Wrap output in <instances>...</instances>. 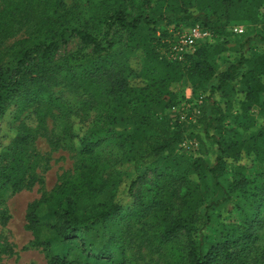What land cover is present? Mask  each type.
Returning <instances> with one entry per match:
<instances>
[{"label":"rangeland","instance_id":"obj_1","mask_svg":"<svg viewBox=\"0 0 264 264\" xmlns=\"http://www.w3.org/2000/svg\"><path fill=\"white\" fill-rule=\"evenodd\" d=\"M218 5L217 0H0V84L11 79L13 43L23 38L37 43L49 29L63 31L50 62L34 54L18 87L0 90V264H50L51 255L73 264H186L189 246L204 255L251 224L256 238L238 243L233 263L220 264H264V102L243 104L237 82L216 88V75L229 64L264 49V0L235 1L224 18H218ZM116 7L141 15L136 39L128 41L116 25L106 31L102 15ZM205 20L220 31L207 43L213 75L204 78L208 64L198 61L178 67L164 88L145 90V70L155 77L172 74L163 64L146 63L152 31L175 24L189 29ZM235 26L244 31L234 32ZM74 28L110 42V54L96 62L67 61L66 55L82 49L70 33ZM120 87L122 95L132 91L125 96L131 99L129 111L120 97L115 100ZM146 123L178 128L183 135L153 164H134ZM89 131L101 143L92 157L81 156L79 138ZM221 141L232 154L215 178L210 169ZM59 185L80 197L74 205L78 217L113 202L120 209L78 225L73 237L62 239L51 228ZM29 206L39 218L34 232L25 221ZM173 216L184 226L164 241L160 236Z\"/></svg>","mask_w":264,"mask_h":264},{"label":"trees","instance_id":"obj_2","mask_svg":"<svg viewBox=\"0 0 264 264\" xmlns=\"http://www.w3.org/2000/svg\"><path fill=\"white\" fill-rule=\"evenodd\" d=\"M219 1V2H218ZM241 2L242 0H217V4L221 14L218 18H224L226 13L229 12L230 7L234 2ZM253 2V1H252ZM216 14V13H215ZM104 26L106 31L111 26L116 25L121 30L125 31L128 36V41L136 39V33L138 32L139 22L142 20L141 15L129 16L121 7H116L112 10L108 9L102 15ZM212 22L202 21L199 24L204 28L208 29L215 37L219 36L220 31H217L213 27ZM167 24V23H166ZM179 24L173 25V27H179ZM167 27L161 31L154 30L146 41V48L148 49L149 56L146 59V63L152 67L163 64L170 73L169 76L155 77L151 76L145 70L149 80L147 81L144 89L166 86L167 81L170 82L174 75L177 74L178 67H184L191 64H196L198 61L206 64V52L210 48V44L199 45L193 54L187 55L185 60L182 62H168L164 60L159 52L158 46L160 38L167 34ZM49 35L46 39L38 41L37 43L26 44L24 43L25 38L17 40L13 43L11 48L15 49L14 56V67L11 72V79L8 83L0 84V90L4 92L8 91L14 86L20 84L23 76H25L29 70V61L34 54H37V58L42 63L50 62L52 55L57 51L59 44L62 40V32L57 34L56 30L49 29ZM158 32V33H157ZM70 33L76 36L82 45V49L77 52L69 53L66 55L67 61H92L96 62L110 54L111 43L108 41L102 42L101 39L97 38L94 34L90 33L85 29L74 28L70 30ZM139 40V39H138ZM87 49L86 51H83ZM208 64V63H207ZM208 72V78L213 75L212 67L208 64L205 65ZM153 75V72H150ZM217 85L216 88L220 89L234 82L239 83L243 88V104L247 106L251 104H259L264 102V49L256 50L250 55L240 56L235 62L228 65L226 70L216 75ZM2 82V81H0ZM168 84V83H167ZM11 86V87H10ZM10 87V88H9ZM123 87V86H122ZM122 88H117V98L123 100L122 108L129 111V107L132 108L131 99H126V95H130L132 91L126 95L121 94ZM0 91V97L2 96ZM52 96V95H50ZM53 98V97H52ZM1 112V108H0ZM208 120H210L208 118ZM95 131H89L85 135L79 138L78 153L81 156L92 157L95 154V150L101 143V139L94 135ZM182 132L178 128L172 130L153 126L149 123L142 126L141 132L138 136V142L140 145V153L132 158L134 164L141 163L142 165H151L157 161L159 156L166 150L171 149L176 143L182 138ZM70 138H74L76 135H70ZM25 137H28L26 135ZM24 136H20V142L25 141ZM234 148V145L232 146ZM234 150V149H233ZM232 151L230 145L225 141H221L218 147V154L215 159L214 166L210 169L213 177H219L223 170L226 159L231 156ZM5 181H9L8 175H2ZM134 186V181H131L129 189ZM68 189L58 186L56 190L58 195L57 204L55 207H51L53 214L57 218V222L51 225L55 234L59 235L62 239H69L76 233L77 226L80 224H94L98 221L104 220L111 215L116 214L120 207L117 203L105 204L102 208L91 210L89 213H83L80 217L75 214L74 205H76V199H80L75 193L69 196ZM65 205L66 207L62 206ZM25 221L27 228L34 232L39 222L38 215L36 214L34 207L29 206L25 215ZM184 220L179 216H173L164 225L163 234L160 236L164 241H169L170 237L175 235L184 226ZM255 225L251 224L250 228H247L242 235L235 240L221 241L219 243L212 244L204 255H199L195 252L193 245L189 246L186 253V264H220V263H233L239 256L240 251L237 249L239 242L253 241L256 238ZM190 235V230H187ZM37 244H44V242L37 241ZM50 264H73L71 261H67L65 258H61L56 255H51L49 259Z\"/></svg>","mask_w":264,"mask_h":264},{"label":"built area","instance_id":"obj_3","mask_svg":"<svg viewBox=\"0 0 264 264\" xmlns=\"http://www.w3.org/2000/svg\"><path fill=\"white\" fill-rule=\"evenodd\" d=\"M236 33H242L241 26L232 29ZM213 34L200 24L184 29L179 27L167 28V34L160 38L158 52L168 62H182L187 55L193 54L196 48L205 43L212 42Z\"/></svg>","mask_w":264,"mask_h":264}]
</instances>
